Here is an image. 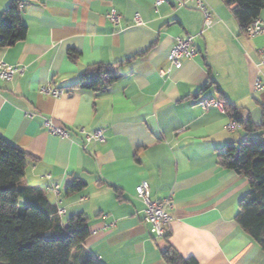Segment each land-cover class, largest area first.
Returning a JSON list of instances; mask_svg holds the SVG:
<instances>
[{
  "label": "crops",
  "instance_id": "1",
  "mask_svg": "<svg viewBox=\"0 0 264 264\" xmlns=\"http://www.w3.org/2000/svg\"><path fill=\"white\" fill-rule=\"evenodd\" d=\"M18 1L27 32L0 48V64L17 69L0 79V137L28 154L20 184L62 209V222L84 213L85 246L101 264H168L162 256L168 243L195 264H264V250L235 221L247 180L217 162L242 137L239 126L226 129L232 119L224 100L243 118L262 121L264 34L244 35L223 0H203L209 26L195 0ZM11 2L0 0V17ZM112 11L118 24L108 17ZM189 35L196 54L170 68L175 38ZM146 47L107 91L73 87L87 66ZM71 48L77 53L69 55ZM256 79L261 89L253 88ZM41 87L64 92L55 97ZM209 97L222 105L201 102ZM47 119L70 136L48 132ZM96 130L103 139L86 138ZM254 134L264 139V129ZM76 180L85 186L67 193ZM140 182L152 199L171 198L163 237L143 219Z\"/></svg>",
  "mask_w": 264,
  "mask_h": 264
},
{
  "label": "trees",
  "instance_id": "2",
  "mask_svg": "<svg viewBox=\"0 0 264 264\" xmlns=\"http://www.w3.org/2000/svg\"><path fill=\"white\" fill-rule=\"evenodd\" d=\"M223 1L231 6L241 32L264 9V0ZM19 3L12 0L0 17V48L13 46L26 36ZM148 48L112 63L87 66L73 87L96 93L107 91L122 77L124 64ZM75 53L71 48L69 55ZM223 108L240 127L242 137L227 144L217 162L247 180L249 188L238 201L235 221L264 250V139L254 134L264 129V114L262 121L254 124L249 117L243 118L241 109L230 101L224 100ZM27 158L26 152L0 137V264H101L85 246L90 230L84 213L73 214L62 222L58 208L31 187L20 184ZM84 186L85 182L76 180L66 191L75 192ZM48 230L51 234H44ZM162 256L168 264H195L192 259H184L170 243L163 248Z\"/></svg>",
  "mask_w": 264,
  "mask_h": 264
},
{
  "label": "built area",
  "instance_id": "3",
  "mask_svg": "<svg viewBox=\"0 0 264 264\" xmlns=\"http://www.w3.org/2000/svg\"><path fill=\"white\" fill-rule=\"evenodd\" d=\"M196 6L203 12L204 15V25L209 26L212 22L211 20V11L205 5L203 0H195ZM161 0H156V4H160ZM182 3V2H181ZM21 5L19 4L18 8ZM110 21L113 24H118L119 22V15L112 11L108 14ZM136 23H141V19L136 14L135 16ZM246 36H254L258 34H264V16H257L254 17L249 25L247 26L246 30L243 32ZM195 36L189 35L186 37L178 36L175 38L174 45L168 54V59L170 62V68L175 67L179 68L182 65V61L186 58H191L196 54V50L193 48V38ZM259 64L264 65V45L259 47ZM17 71L16 68H8L4 65L0 64V79H10L13 74ZM163 73V71L161 72ZM262 83L259 79H256V82L253 86L255 90L262 88ZM41 91L47 92L55 97H59L63 94L62 89L58 88H50V87H41ZM203 104L207 106H216L220 107L222 104L218 99L215 98H204L201 101ZM46 130L51 134L62 136V137H69V132L67 129L63 128L54 123L53 120L47 119L44 122ZM238 128V124L231 120L226 124V129L228 130H236ZM82 132H85L83 128H80ZM95 137L99 140L103 139V134L101 130H96L92 134L86 133V138L90 139ZM52 189L57 191L59 189V185H53ZM135 193L136 196L142 200L144 203L143 209V219L147 222L150 226V232L155 236L163 237L166 235L167 232V223L170 220L169 215V208L172 205L171 198L165 199H152L150 196L148 185L145 182H140L135 186ZM58 213H62V209H58Z\"/></svg>",
  "mask_w": 264,
  "mask_h": 264
},
{
  "label": "rangeland",
  "instance_id": "4",
  "mask_svg": "<svg viewBox=\"0 0 264 264\" xmlns=\"http://www.w3.org/2000/svg\"><path fill=\"white\" fill-rule=\"evenodd\" d=\"M44 234H51V231L50 230H48V231H45V233Z\"/></svg>",
  "mask_w": 264,
  "mask_h": 264
}]
</instances>
